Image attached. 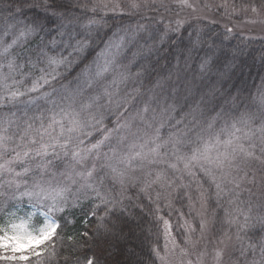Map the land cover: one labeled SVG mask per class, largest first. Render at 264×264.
<instances>
[{"label":"clouds","instance_id":"9594fccd","mask_svg":"<svg viewBox=\"0 0 264 264\" xmlns=\"http://www.w3.org/2000/svg\"><path fill=\"white\" fill-rule=\"evenodd\" d=\"M32 3L0 0V235L50 215L59 240L90 207L99 264H264V45L216 55L195 23L173 40L200 0Z\"/></svg>","mask_w":264,"mask_h":264},{"label":"trees","instance_id":"16d2710c","mask_svg":"<svg viewBox=\"0 0 264 264\" xmlns=\"http://www.w3.org/2000/svg\"><path fill=\"white\" fill-rule=\"evenodd\" d=\"M219 2L232 6L238 9V14L234 16H226L227 11L223 7L215 12L214 8L208 7L207 12L200 18L192 17L181 26L179 33H173L172 39L175 40L177 35L187 36L192 34L188 24L195 23L198 26V32L194 36V40L200 47V33L211 30V37L218 38L215 45V54L220 55V49L228 52L229 56L243 49L244 57L247 59L249 54L254 50H259L264 45V34L259 35L257 31L259 19H257L251 11L254 5L250 6V0H212V4L216 5ZM35 5L32 0H12V9L20 8L23 15H19V19H24L25 16L31 17ZM177 11L179 9L177 8ZM225 11V12H224ZM119 15H124L120 13ZM257 20V21H256ZM256 21L257 24L252 25L250 22ZM208 40V37H204ZM204 47H213L211 40ZM258 54V51H257ZM211 57V53L209 54ZM257 69L249 68L248 71L255 72ZM144 203H148L145 198ZM101 213L93 212L89 207L85 212L83 209H73L69 215L71 222L67 223L60 233V238L53 241L55 246V255H44L43 264H83L86 258H92L95 253L104 261V252L102 246L98 243H93L94 228L99 222ZM87 233V235H85ZM163 243V240L161 241ZM51 251V248L49 249ZM106 264V262H105Z\"/></svg>","mask_w":264,"mask_h":264},{"label":"snow or ice","instance_id":"6c2138e0","mask_svg":"<svg viewBox=\"0 0 264 264\" xmlns=\"http://www.w3.org/2000/svg\"><path fill=\"white\" fill-rule=\"evenodd\" d=\"M181 6H187L189 0H179ZM132 6H136L133 4ZM255 7H253V11H255ZM53 62H55V58H51ZM228 144H231L232 141H227ZM211 146L205 145L204 152L201 153V156L204 159H209V149ZM240 150L245 152L246 156L251 157L253 153L247 152L244 149L243 145H240ZM221 155L224 157L228 156V153L225 152L223 154H217L216 163L217 166L220 167L223 165L224 161L221 159ZM200 156L193 155L191 157L192 160L200 159ZM181 159H183L181 157ZM212 162V161H209ZM175 167V165H173ZM185 167H189V162H185ZM157 179H161V176L158 174ZM219 187V185H217ZM201 203H206V197L204 193H201L200 196ZM234 222V221H233ZM165 225H168V221L164 222ZM207 224L206 220L201 221V228L205 227ZM61 225L55 221L53 216H46L45 222L40 226L38 233L33 234L28 230L27 222L22 221L19 224H12L10 229H4L3 234L0 235V261H8V262H21V264H28L30 260H35L36 264H43V257L45 254L52 256L55 255V246L53 241L57 237ZM101 231L108 233L111 231L109 226L104 222L103 218L99 219V222L96 225V233H93V239L95 236L99 234ZM189 231L191 229L189 228ZM87 235V233L85 234ZM230 239L227 235L222 238V243H224L225 247L227 246V241ZM51 244V251H49L48 245ZM175 247V245H173ZM217 258L222 257L223 250L216 249ZM159 255V253H157ZM163 259V257H162ZM83 264H99V258L94 253L92 258H86ZM188 264H192L191 261Z\"/></svg>","mask_w":264,"mask_h":264},{"label":"rangeland","instance_id":"374dc122","mask_svg":"<svg viewBox=\"0 0 264 264\" xmlns=\"http://www.w3.org/2000/svg\"><path fill=\"white\" fill-rule=\"evenodd\" d=\"M200 2H201L202 7H204V11H202V12H200V13L194 15L193 17L200 18V17L204 16L205 13L207 12V8H208V7H211V6L214 8L215 12H216L217 10H219L220 7H223V8L225 9V11L228 12V14H227L226 16H234V15L238 14V12H239L238 9L233 8L232 6L226 5V4L221 3V2H219V3L216 4V5H213V4H212V0H200ZM205 5H206V6H205ZM225 11H224V12H225ZM256 21H257V20H256ZM256 21L250 22L249 24L255 25V24H257ZM258 24H260V25H259V27L257 28V31L260 32V30H261V32H260L259 35H263V34H264V25L261 24V21H260V20L258 21ZM234 227H235V226H234ZM177 242H178V243H181V244L183 243L182 241L179 240V238H178V241H177Z\"/></svg>","mask_w":264,"mask_h":264}]
</instances>
